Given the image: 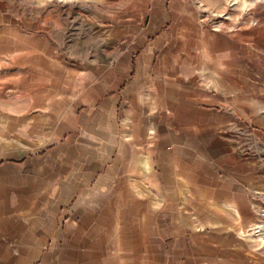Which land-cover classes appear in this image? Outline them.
<instances>
[{"label": "crops", "instance_id": "1", "mask_svg": "<svg viewBox=\"0 0 264 264\" xmlns=\"http://www.w3.org/2000/svg\"><path fill=\"white\" fill-rule=\"evenodd\" d=\"M178 17L93 73L0 23V264H264V36Z\"/></svg>", "mask_w": 264, "mask_h": 264}, {"label": "rangeland", "instance_id": "2", "mask_svg": "<svg viewBox=\"0 0 264 264\" xmlns=\"http://www.w3.org/2000/svg\"><path fill=\"white\" fill-rule=\"evenodd\" d=\"M160 6L166 7L169 19L157 18L159 26L152 23ZM180 13L194 17L195 24L201 29L227 31L241 27V30L264 36V0H0V23L4 21L7 27H15L21 21L25 34L47 38L53 47V69L60 63L91 73L111 59H124L125 48L137 49L147 42L138 34L133 39L126 36L127 31L141 33L147 28L150 30L152 24L169 34L175 22L180 21ZM110 32L118 38L109 39ZM169 42L167 39L164 45ZM261 44L264 46V39ZM39 46L45 48L44 44ZM111 48L118 49L116 55L111 56ZM18 59L23 68L29 67V56L17 57V53L7 49V72L13 70L8 65ZM46 66L38 57L39 70ZM261 75L264 74L261 72ZM28 79L26 77L25 81ZM6 93L11 92L6 89ZM258 196L261 199L256 202L259 218L256 225L264 224V192ZM250 232L264 241V235L257 233L255 225Z\"/></svg>", "mask_w": 264, "mask_h": 264}, {"label": "built area", "instance_id": "3", "mask_svg": "<svg viewBox=\"0 0 264 264\" xmlns=\"http://www.w3.org/2000/svg\"><path fill=\"white\" fill-rule=\"evenodd\" d=\"M262 225H264V224L260 223V224L255 225V229H256L257 233H258V232H259V233L262 232V230H261V226H262Z\"/></svg>", "mask_w": 264, "mask_h": 264}, {"label": "bare ground", "instance_id": "4", "mask_svg": "<svg viewBox=\"0 0 264 264\" xmlns=\"http://www.w3.org/2000/svg\"><path fill=\"white\" fill-rule=\"evenodd\" d=\"M262 235H264V225L261 226Z\"/></svg>", "mask_w": 264, "mask_h": 264}]
</instances>
